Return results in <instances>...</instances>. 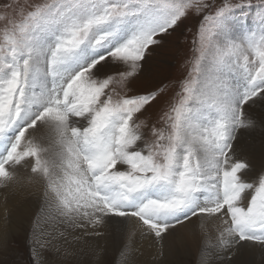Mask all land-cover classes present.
Wrapping results in <instances>:
<instances>
[{
	"label": "snow or ice",
	"instance_id": "obj_1",
	"mask_svg": "<svg viewBox=\"0 0 264 264\" xmlns=\"http://www.w3.org/2000/svg\"><path fill=\"white\" fill-rule=\"evenodd\" d=\"M211 7L206 0L5 5L0 187L30 169L44 181L47 207L72 228L127 218L162 241L193 217L214 218L225 253L241 242L264 247V169L251 173L236 151L238 133L253 126L245 105L264 100V31L238 40L228 27L238 10L254 7L264 26V0H222L203 17L193 41L198 55L151 140L138 114L158 93L127 94L160 38L189 10ZM107 65L122 70L105 74Z\"/></svg>",
	"mask_w": 264,
	"mask_h": 264
},
{
	"label": "bare ground",
	"instance_id": "obj_2",
	"mask_svg": "<svg viewBox=\"0 0 264 264\" xmlns=\"http://www.w3.org/2000/svg\"><path fill=\"white\" fill-rule=\"evenodd\" d=\"M251 104L245 105V114L253 126L238 133L236 151L251 173H257L264 168V101L256 99ZM43 186L44 181L30 169H20L18 182L0 187V247L9 260L19 256L10 248L12 239L25 237L31 229L39 264H264L260 245L241 242L229 253L222 251L217 240L219 222L214 218L193 217L170 229L162 241L142 233L127 218L107 219L96 229L72 228L47 207ZM32 259L36 264L34 254Z\"/></svg>",
	"mask_w": 264,
	"mask_h": 264
},
{
	"label": "rangeland",
	"instance_id": "obj_3",
	"mask_svg": "<svg viewBox=\"0 0 264 264\" xmlns=\"http://www.w3.org/2000/svg\"><path fill=\"white\" fill-rule=\"evenodd\" d=\"M14 2L15 0H0V12L5 11V5ZM36 2H39V0H18V4L23 6ZM206 2L213 5V7L199 13L196 12L195 8L189 10L187 15L182 18L178 26L174 29L175 32L174 30H170L168 34L160 38L162 40L160 46L152 49L144 61V71L128 84V95H142L149 92L158 93L157 99L141 114H138L139 120L145 121L147 124V127L143 128L142 131H144L145 138L148 140L152 139L150 130L153 126L156 128L164 127L161 117L168 111L172 101L178 99L177 93L180 91V83L187 78L192 68L194 56L198 55V53H194L193 41L197 38L203 17L214 11L215 6H218L222 0H206ZM232 2L235 4H246L247 0H232ZM252 2L259 5L261 0H251ZM259 12L260 9L258 7H254L251 10L245 9L244 12L238 10L235 16L229 21L228 27L231 36L239 40L247 33L254 32L259 34L261 31H264ZM8 13L9 15H15L12 9H8ZM4 26L5 21L0 20V29ZM185 63H187V68L182 67ZM121 70L118 66L107 65L102 71L105 74H112ZM257 99L261 100L259 98ZM254 105V103L251 104V106ZM30 225L33 229L37 228L36 223ZM31 234L32 230L29 229L25 237L19 235L12 239L10 248L15 249L19 255L14 260H9L7 258L8 253L4 248L0 247V257H2L0 259L5 258L4 262L0 260V264H22V261L24 264H34L32 248L37 247V244L31 237L29 238L30 241H28V236H31ZM13 256L10 258H13ZM108 263L111 264V261Z\"/></svg>",
	"mask_w": 264,
	"mask_h": 264
}]
</instances>
